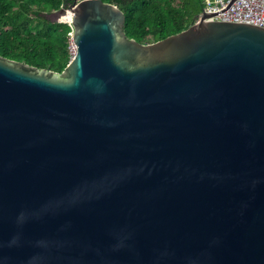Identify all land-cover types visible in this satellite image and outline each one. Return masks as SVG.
I'll return each mask as SVG.
<instances>
[{
    "label": "water",
    "instance_id": "1",
    "mask_svg": "<svg viewBox=\"0 0 264 264\" xmlns=\"http://www.w3.org/2000/svg\"><path fill=\"white\" fill-rule=\"evenodd\" d=\"M67 10L62 71L0 55V264H264V27Z\"/></svg>",
    "mask_w": 264,
    "mask_h": 264
},
{
    "label": "trees",
    "instance_id": "2",
    "mask_svg": "<svg viewBox=\"0 0 264 264\" xmlns=\"http://www.w3.org/2000/svg\"><path fill=\"white\" fill-rule=\"evenodd\" d=\"M76 0H0V55L60 72L71 58L72 28L51 18ZM124 12V31L139 42L162 39L192 24L203 0H103Z\"/></svg>",
    "mask_w": 264,
    "mask_h": 264
},
{
    "label": "built area",
    "instance_id": "3",
    "mask_svg": "<svg viewBox=\"0 0 264 264\" xmlns=\"http://www.w3.org/2000/svg\"><path fill=\"white\" fill-rule=\"evenodd\" d=\"M204 12L212 13V15L204 18L207 21L246 22L264 27V0H203L199 14ZM199 14L195 21L201 18ZM64 22H67L72 28L71 20ZM69 35V52L72 56L75 51L72 42V30Z\"/></svg>",
    "mask_w": 264,
    "mask_h": 264
},
{
    "label": "rangeland",
    "instance_id": "4",
    "mask_svg": "<svg viewBox=\"0 0 264 264\" xmlns=\"http://www.w3.org/2000/svg\"><path fill=\"white\" fill-rule=\"evenodd\" d=\"M71 16V13L70 12H64L62 14L60 13H55V14H52L51 15V18L54 19V20H58V21H65L66 19H69ZM63 18H66V19H63Z\"/></svg>",
    "mask_w": 264,
    "mask_h": 264
},
{
    "label": "bare ground",
    "instance_id": "5",
    "mask_svg": "<svg viewBox=\"0 0 264 264\" xmlns=\"http://www.w3.org/2000/svg\"><path fill=\"white\" fill-rule=\"evenodd\" d=\"M67 12H70V11H68V10H67ZM67 12H66V13H67ZM70 13H71V12H70ZM71 17H72V13H71V16H70V18H69V19H66V18H63V19L70 20V19H71Z\"/></svg>",
    "mask_w": 264,
    "mask_h": 264
}]
</instances>
